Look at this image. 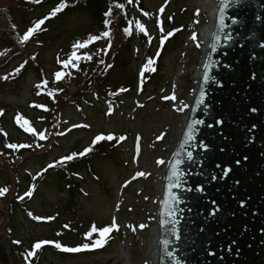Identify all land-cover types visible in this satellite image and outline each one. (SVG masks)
<instances>
[{"label":"rangeland","instance_id":"rangeland-1","mask_svg":"<svg viewBox=\"0 0 264 264\" xmlns=\"http://www.w3.org/2000/svg\"><path fill=\"white\" fill-rule=\"evenodd\" d=\"M43 1L36 3L34 0H19L14 11L18 28L23 35L37 22L50 16L51 9L43 7ZM143 2L144 9H135L133 18L136 25L139 23L146 27L153 48H150L149 43L135 39L130 66L114 73L105 89L106 93L102 90L98 98L90 96L88 101L79 95L72 99L61 112L57 129L59 140L55 148L42 150L40 145L42 140L39 135L45 134L46 125L40 111L43 110L42 101L38 99V94L34 93L38 90L37 77L32 72L24 73L26 64L19 73L15 72V69L24 63L23 60H17L7 69L0 70V110L3 111V115H0V188L9 189L12 185L9 197L13 202L10 224L26 256L29 251L36 254L44 246L55 248L54 243H49L42 245L40 249H34L33 245L37 242H59L62 246L76 247L90 243L86 235L93 225L98 229L108 226L113 217L120 225L119 231L114 230L110 234L108 243L103 247L104 251L100 248L84 253H64L58 249H47L46 256L40 257V264H153L148 257L153 230L152 209L158 196L157 183L160 172L165 167V164L157 165L156 161L165 160L171 152L174 136L188 109L183 106H189L190 95L195 91V67L198 66L199 58H203L200 27L210 21V18L205 10H200V0ZM162 7L164 11L161 13ZM197 10L199 15H196ZM145 12L148 13L147 16L144 15ZM173 16L175 28L183 29L180 43L175 45V49L172 47L164 58L158 77L151 83L142 84L140 72L149 58H156L161 38L166 37V33L171 30L166 22ZM49 20H45L35 32V36L38 35L32 55L45 70L53 93L64 77L56 80L54 73H66L62 65L57 63V57L61 60L67 59L73 51L74 43L85 42L90 35L97 33L90 20L82 15L65 21ZM193 34L198 39L189 46V39ZM99 41L100 39L90 43L88 47ZM197 43L200 47L196 46ZM86 48L76 50L77 54L81 55ZM4 49L5 44L0 42V53H3ZM182 68L185 73L179 75ZM5 76L8 78L4 79ZM121 89L127 91H120ZM173 92L176 95L175 101L163 99L164 96H171ZM110 97L114 98L112 105L104 102V98L109 100ZM98 101L105 103L106 113H100L94 108L93 104ZM178 108H183V111H177ZM109 110L110 115L107 114ZM17 116L27 119V127L34 131L25 132L21 127L23 119L17 123ZM75 124L88 127H73ZM162 133L163 139L158 140L157 137ZM97 135H113L115 138L111 141L105 139L93 145L92 141ZM121 136L126 139L118 141ZM138 136L140 153L137 156ZM11 143L18 146L29 144L31 147H6ZM103 144L107 147L104 153L106 155L95 160L94 175L86 176V183L76 206L77 213L74 214L67 209L66 195L59 191L49 177V169L47 172H43V169L71 153L83 152L87 147L94 150ZM38 145L39 152L26 153L13 178L5 164V149L12 150L13 154L18 156L23 150H32ZM87 155L88 153L84 156ZM138 171L150 175L132 180ZM130 180L131 183L125 187ZM33 185L35 189L32 196H25ZM14 187L16 193L12 196ZM21 196H24L23 200L19 199ZM29 212L33 216L52 219L38 221L30 217ZM140 224H146L147 227L141 230L138 227ZM127 225L136 226V231L133 232ZM96 238L98 233H93L92 239ZM125 251L129 254L128 258L125 257ZM66 254L73 255L65 256Z\"/></svg>","mask_w":264,"mask_h":264},{"label":"water","instance_id":"water-1","mask_svg":"<svg viewBox=\"0 0 264 264\" xmlns=\"http://www.w3.org/2000/svg\"><path fill=\"white\" fill-rule=\"evenodd\" d=\"M227 2L215 52L211 34L219 26L220 0L205 27L208 44L196 88L157 186L156 264H173L159 243L164 238L180 264H264V0ZM205 64L211 65L208 83ZM189 123L193 140L186 135ZM176 160L182 161L176 166L181 186L173 187L179 202L169 201L175 216L168 217L163 201L175 182ZM173 223L179 241L171 236Z\"/></svg>","mask_w":264,"mask_h":264},{"label":"trees","instance_id":"trees-1","mask_svg":"<svg viewBox=\"0 0 264 264\" xmlns=\"http://www.w3.org/2000/svg\"><path fill=\"white\" fill-rule=\"evenodd\" d=\"M18 2L19 0H0V42L5 44V49L2 55H0V70L7 69L17 60L27 61L24 73L32 72L41 85L34 92L36 95L39 93L37 97L42 101L43 110L40 111L44 116L46 125L45 139L40 142V145L42 150H50L57 146V141L59 140L57 129L61 112L67 108L72 99L77 97L76 95L88 101L90 96L98 98L102 90L106 93L105 89L112 80L114 73L121 68L130 66L133 58L135 39L149 43L150 48H153L148 35L140 32L133 18L135 9H144V2L143 0H132V3L129 4L127 0H44L42 6L49 7L51 12L57 6L67 5V7L62 8V11L51 17L49 21H65L73 16L82 15L90 20L97 35H100L103 31L110 32L109 37L101 38L97 44H92L80 55L91 56L92 59L90 61L83 59L77 61L79 70L72 67L66 69L64 77L53 93L50 89V82L45 70L36 59H32V48L36 46V36L38 34L35 36L34 33L24 43L20 42L23 34L18 28L14 11ZM117 4H123L124 7H117ZM109 8H111V15L105 17L104 13ZM105 20L109 21L107 26L104 24ZM166 24L171 29L169 32H174V35L168 37L163 45L159 43V56H156L152 65L156 71L145 72L142 78L143 83H151L158 77L164 58L172 50V47L175 49L177 47L175 45H179L180 43L183 29L175 28V17L173 16ZM125 28H128L132 34L128 35L124 31ZM144 28L146 31V27ZM176 29L180 30L175 31ZM109 41L111 42V47H109ZM108 65H112V67L109 68L107 67ZM45 80L47 84L43 83ZM49 93H52V95H49ZM104 100L108 105H112V102H114L113 97H110L109 100L104 98ZM104 102L98 101L93 106L98 112L106 113ZM1 124L2 118L0 116V126ZM106 149V145L103 144L100 148L97 147L88 153L87 156H76L72 161H64L49 169V177L59 191L66 195L67 209L71 210L74 214L77 213L76 206L82 194L83 185L86 183V176L94 175V162L106 155L104 154ZM33 152H39V146L32 150H23L18 156H15L12 150L5 149L3 154L5 164L7 165L8 172L13 175V178L18 172L20 165H22L23 157L26 153ZM11 187L12 185H10ZM10 188L8 192L0 196V264H40V257L46 256V250L51 249L56 251V248L44 246L32 258H28L21 243H14L18 238L13 231L12 224H10L13 208V202L9 200L11 195ZM15 193L16 189L14 187L12 196ZM104 249L102 248L101 250L104 251ZM70 255L73 254H66L65 256Z\"/></svg>","mask_w":264,"mask_h":264},{"label":"snow or ice","instance_id":"snow-or-ice-1","mask_svg":"<svg viewBox=\"0 0 264 264\" xmlns=\"http://www.w3.org/2000/svg\"><path fill=\"white\" fill-rule=\"evenodd\" d=\"M34 2L36 3H39L40 0H34ZM127 2L129 4L132 3V0H127ZM63 7H67L66 4H63L61 6H57L51 13H50V16L49 17H45L44 19L40 20L39 22H37L35 24L34 27H31L27 30V32L23 35V37L20 39V42L21 43H24L26 41H28V39L33 36V34L37 31V29L40 28V26L42 24H44L45 20L47 19H50L51 17H54L57 13H59L60 11H62V8ZM117 7H120V8H123L124 5L123 4H117ZM228 7V2L227 0H220V8H219V12H220V16H219V26H218V29L217 31L213 32L211 35H212V39H213V43L211 44V50L213 52H215L217 50V44L220 43L221 41V36L219 34V32L221 30H223L224 28V25H225V18H224V11H225V8ZM164 11V8L162 7L160 9V12L162 13ZM105 17H108L111 15V8H109L108 11H106L104 13ZM144 15H148L147 12L144 13ZM196 15H199V10H197L196 12ZM198 22V21H197ZM104 24L105 26H107L109 24V21L108 20H105L104 21ZM137 26L140 30V32H144L145 35H147V32L145 31V28H144V25L143 24H139L137 23ZM180 29H176L175 31H179ZM124 31L128 34V35H131L132 33L130 32V30L128 28H125ZM172 35H174V32H168L167 33V36L162 38L160 43L161 45L164 44L165 40L168 38V37H171ZM110 36V32L109 31H103L102 33H100V35H90L88 40L85 41V42H80V41H77L76 43H74L72 45V48H73V51L71 52L70 56L65 59V60H61L59 57H57V63L58 64H61L62 65V69L66 70L70 67L72 68H76L77 70H79V65L76 63L77 61H80V60H91L92 57L91 56H88V55H85V56H80L77 54V51L78 49H84L86 47H88V45L92 42H95L101 38H107ZM226 39L230 40L231 39V36H226L225 37ZM191 39L195 42L197 41V36L195 34H193L191 36ZM197 47H200L199 43L196 44ZM109 47H111V42L109 41ZM105 54H107L105 52ZM0 55H2V53H0ZM157 56H159V50L157 52ZM32 59L34 60L35 57H32ZM101 63H103V61H101ZM25 64H27V61H25L23 64H21L18 68L15 69V72L16 73H19L25 66ZM154 64V60L152 58H149L147 63L143 66V70L140 72V76L141 78L144 77V74L145 72H154L156 71V69L154 67H152V65ZM107 67L111 68L112 65H108ZM211 67L210 64H205L204 65V75H203V80L205 83H208L209 81V74H208V69ZM65 75V72L64 71H56L54 73V76L56 78V80H60L61 77H63ZM8 77L5 76L4 79H7ZM44 84H47V81H43ZM36 87L39 89L41 87L40 84H37ZM120 91H127L126 89H121ZM39 94V93H37ZM49 95H52V93H49ZM203 96H204V92L201 91L200 92V97L201 99L198 101V103H203ZM163 99L165 100H172V101H175L176 100V95H175V92L172 93L171 96H164ZM140 107H143V105H139ZM34 107H41V105H34ZM184 108H188V104H184L183 106ZM47 110V109H45ZM177 111H183V108H178ZM107 114H111V110H109V112ZM0 115H3V111L0 110ZM23 119V117L21 116H17L16 118V121L17 123L20 122V120ZM194 123H203V121H195ZM27 125H29V121L27 119H23V124H21V127L24 128V131L25 132H32L34 131L31 127H27ZM73 127H88V125H80V124H75L73 125ZM187 138L189 140H193L195 139V137L193 136L192 134V129H193V124L192 123H189L187 125ZM61 135L63 133H60ZM6 135V134H5ZM163 136L164 134L162 133L160 136L157 137V139H163ZM115 137L113 135H108V136H104V135H97L94 140L92 141V144L95 145L97 142H100V141H103V140H113ZM39 139L40 140H44L45 139V136L43 134H40L39 135ZM124 139H126V137L124 136H121L118 138V141H123ZM139 140H140V137L138 136L137 137V144H136V153H137V156L139 155L140 153V144H139ZM39 146V145H38ZM6 147L8 148H11V149H17V147L19 148H30L31 145L29 144H20L19 146L15 143H11V144H8L6 145ZM180 147L183 148L184 147V144H180ZM201 147H204L205 150L207 148L206 145H201ZM93 149L92 147H87L83 150V152H80V153H71L65 157H62L61 160H58V161H55L54 163H50L47 165V167L45 169H43V172H47L48 169H51V168H54L57 164H61L63 163L64 161H72L77 155L79 156H84L86 153H89L91 152ZM176 155L178 156L179 153H176ZM187 157H188V160L191 161L192 160V153L191 152H188L187 153ZM157 165H164L166 163V161L164 159H158L156 161ZM182 163V161L180 160H176L175 161V165L172 167V176L175 177V182L173 184H170L168 186V192H167V198L164 199L163 203L165 205V215H167L168 217H174L175 216V209L172 207V205L169 204V201H173L174 203H178L179 202V198L173 193V187H180V173L177 169V165H180ZM39 175V174H38ZM146 175H150V173H145L143 171H138L136 172V174L132 177V180H135L137 179L138 177H145ZM35 179V177H34ZM131 183V180L128 181L124 186L127 187V184H130ZM35 189V185H33L31 187V189L25 193V196H28V197H31L32 196V193ZM8 188H0V196H3L6 192H8ZM189 191L191 189H188ZM19 199L23 200L24 199V196H21L19 197ZM145 199L147 200L148 197H145ZM119 207V206H117ZM28 215L30 217H32L33 219L35 220H42V219H52V218H42V217H38V216H33V214L31 212L28 213ZM162 224H165L167 223V221H162L161 222ZM65 227H68L67 225H65ZM127 227H130L131 230L133 232L136 231V226H133V225H127ZM139 229L143 230L144 228L147 227L146 224H140L138 225ZM119 228H120V225L117 223V220L115 217H113L112 221H111V224L108 225V226H104L100 229H98L95 225L92 226L90 232L86 235V238L88 240H90V243H84L82 245H79V246H76V247H67V246H62L61 243L59 242H50V241H41V242H37L33 245L34 249H40L42 247V245L44 244H49V243H54V246L56 249L64 252V253H81V252H84V251H92V250H96V249H100V248H103L107 243H108V240L110 239V234L115 230V231H119ZM93 233H98V238L96 239H92V234ZM170 233H171V236L176 240V241H179L180 240V233H179V230L178 228L176 227L175 223H173V226L170 228ZM14 243H17L19 244L20 241H14ZM159 243L163 246L162 248V251L165 255L168 256V258L170 260L173 261V264H180V260L179 258L177 257L176 253H174L173 251H171L169 249V245L172 243V241L170 239H167V238H164L162 240L159 241ZM35 253L32 252V251H29L28 254H27V257H32ZM26 257V259H27Z\"/></svg>","mask_w":264,"mask_h":264},{"label":"bare ground","instance_id":"bare-ground-1","mask_svg":"<svg viewBox=\"0 0 264 264\" xmlns=\"http://www.w3.org/2000/svg\"><path fill=\"white\" fill-rule=\"evenodd\" d=\"M218 4H219V0H200V10H205V12L207 14H209V18H210V21H208L204 26L200 27V29H201L200 31L203 32L202 36H200V39H201L200 41L202 42L203 47H206L207 44H208V39H207V35H206V32H205V27L208 26L213 21V19L215 17V11L218 9ZM193 42L194 41L190 38L189 39V46H191L193 44ZM203 60H204V57L203 58L200 57L199 58V63H197L198 66L195 67V69L197 70V74L200 72V68L202 66ZM183 73H185V70H183V68H182L180 70V74L179 75H181ZM197 74L195 73V76H193L194 79H195L194 80L195 82H197V80H198L196 78ZM186 113H187V109H186ZM186 113H184L183 117H185ZM181 121H182V123L180 124L178 132L174 136V141L173 142H175V140H176V138L178 136V133H179V131L181 129V126H182V124L184 122V118H182ZM173 144L174 143H172V146H173ZM162 174H163V170H162V172H160V177L158 179L159 181L157 183V186H159L160 178H161ZM156 201H155L153 209H152L153 210V225H152L153 226V230H152V235H151V239H150V251H149V254H148V257H149V259H151L153 261V264H156L155 262H156V258H157L156 250H155V248L153 247V244H152V241H153V238H154V234H155V231H156V226H157L156 214H155V209H156V206H157L156 205ZM126 252L127 251H125V257L128 258L129 254H128V252L127 253Z\"/></svg>","mask_w":264,"mask_h":264}]
</instances>
